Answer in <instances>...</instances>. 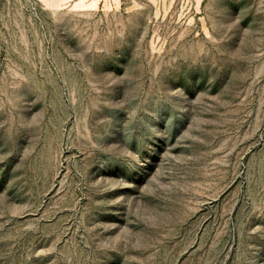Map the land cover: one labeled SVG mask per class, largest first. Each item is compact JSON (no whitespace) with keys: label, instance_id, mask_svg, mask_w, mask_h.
Listing matches in <instances>:
<instances>
[{"label":"rangeland","instance_id":"rangeland-1","mask_svg":"<svg viewBox=\"0 0 264 264\" xmlns=\"http://www.w3.org/2000/svg\"><path fill=\"white\" fill-rule=\"evenodd\" d=\"M0 264H264V0H0Z\"/></svg>","mask_w":264,"mask_h":264}]
</instances>
